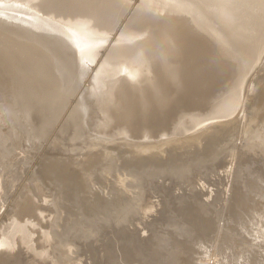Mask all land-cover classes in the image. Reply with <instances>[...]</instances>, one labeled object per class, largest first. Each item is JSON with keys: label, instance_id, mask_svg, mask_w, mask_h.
Here are the masks:
<instances>
[{"label": "rangeland", "instance_id": "374dc122", "mask_svg": "<svg viewBox=\"0 0 264 264\" xmlns=\"http://www.w3.org/2000/svg\"><path fill=\"white\" fill-rule=\"evenodd\" d=\"M138 1L139 0H132V2L130 1L131 2L130 5H132V7H133ZM253 1L256 2V0H253ZM261 1L264 2V0H261ZM255 2H252V5L249 7L251 8L252 6H254L253 4ZM259 2L260 1L256 2L255 6H256V11L260 12L264 9L263 8L261 10V8H260V7H264V4H263V2H260L262 4H260ZM6 3H9V2H6ZM258 3L261 5V6L259 5L260 7H258L260 10L257 8ZM129 7H131V6H129ZM249 7L247 6L246 12H247V14L248 13L250 14L252 12V14H250V15L248 14L251 17L252 15H255L257 12L253 11L255 7H252L251 8L252 10H250ZM259 12L257 13L258 15L257 14L256 15L258 16V18L260 15V18L262 17V19H263L264 13L261 12L263 15V16H261V14ZM121 18L123 20L120 19L119 25L115 28L116 32L113 30V32L116 34L111 32L112 33V34L110 33L111 38L109 37V39H112V38L114 39L118 35L119 30L121 29L123 22L125 20V15L122 16ZM258 18H257V20H258ZM260 18H259V21H256V22H258V24L257 25L254 24V27L257 28V30L260 29L258 34L262 38L261 35H264V25L259 24V22L262 23V22H264V20H261ZM252 19H256L255 16H253ZM250 20H251V18H250ZM254 22H255V20H254ZM7 30H6V28H3L0 26V33H1L0 34V40H1L0 41V48L1 49L5 48V49H3V51L5 50L4 52L8 53L9 58L11 56L10 61H12L13 64L16 62L18 64V61H19L18 65L20 66L21 71H20V69H19L20 72L17 70L16 71L12 70L10 72L11 74H9L10 78L8 76V78H9L8 82L9 83L7 82L8 83L7 89H3V91H0V92H3V93H0V95H2V96H0V133H1L0 134L1 135L0 136V149L4 150L6 146H7L6 148H8L10 145V142H12L11 138H13V139L15 138V141H18V143L20 142L22 144V146L20 144L17 145L14 148V150L12 151V154L10 155L9 160L5 163V165L0 166V178H1L0 179L1 180L0 181V187H2L0 189H2V190L7 189V190H3V191L0 190V196H1L0 202L2 204L0 206V239L2 237L3 238L6 237V235H7L6 238H9V239L12 238V240L14 239L13 240L14 245L13 244L11 245L12 248H10V246L7 248L5 246L3 248H2V246L0 247V254L3 252L5 253V254L3 253L4 254L3 259H0V264H264V177L261 174V173H263V175H264V138H263L264 130L262 131V126L264 129V118H263L264 115L260 116V114H263V113H261L257 109H259L258 107H259V105L261 106V104L259 103L258 99L257 100L255 99V96H254L256 88L260 87V89H261V87L264 86V77H263L264 71L259 70L260 68H262V66H264V65H262V63L264 64V48H263L264 46H261L260 49H262V50L259 49L261 52L258 51V55L252 61L253 63L251 62L250 66L247 68L249 70L252 68L250 70V73H252V74H250L249 71H247V69L242 72L240 64L237 60L232 63V67H233V75L231 78L232 81L229 80L227 83L228 84L227 86H229V84H231L233 82V78H235L234 81H236V80L238 81L241 78L240 75L243 73L242 78H245V79L241 78L242 81H241V79L239 80L240 82H238V89L241 86L243 97L245 96L244 103H246V106L248 108L246 110L244 109V111H242L240 109L241 104L237 105L233 109L234 111L232 110L233 112L232 111L230 112V115H227L224 117L225 119L223 117H219L220 118L219 119L218 117L209 116L210 115L209 114L210 113L209 108L208 109L204 108L201 110L197 109V111L194 110L196 113L194 111H192L193 114L195 113L199 117V123H197L196 126L189 125V124H185L183 126H180V125L177 126V129H179V130H182V129H187V130L185 132H183L184 134L183 133H181V134L175 133V136H177L176 138H178V135H179V137H181L183 139L184 135L186 137V135L189 136V134L195 133V131L197 132V130H198V132L203 130V132L201 133V142H202V140H204V138H203L204 136H205L206 140H204L203 143L194 142L190 145V148L188 145H183V147L181 148V146L179 144V142L181 141V138L180 139L174 138L175 137L174 133H171L169 130L167 132L166 129H164L165 134H167L168 137L170 136V138H171L170 140L168 139V137H165L166 135L164 134L163 130L161 132L157 133L160 136H158L157 134H155V135L149 134V136H150V138H149V136H147V134H146L147 133L146 131H145L146 133L143 135V132H144L143 131L141 133L142 135H137L138 138H136L135 137L136 135H130L131 133L129 131H126L128 133L125 132L126 135L128 134L127 136H125L124 133H122V134L119 133L118 130L123 128L120 126H118V127L117 126L116 127L115 126L106 127V129H108V128L109 129L106 130L104 128L105 131L102 129L104 132L101 130V128H99L100 126L97 123L101 119L97 115H99L100 112L98 113V110H97L98 108H96V107H95L96 109L93 110L94 108H92V107H94V105H95V101H94L95 99L93 98V95H92V98L90 97V95L87 96L89 93H91V91L87 90V88L91 89L92 85L90 83L92 82L91 79H93V78H91L93 76L92 74L96 71V68L100 64L102 57H104V55H105L103 53L105 51L102 50V49H105L104 46L99 48V49L97 48L99 50L98 51L99 53L97 52L98 54L96 56L99 55L100 57L98 56L99 58L98 57L95 58L97 61L95 60L94 64L93 63H91L92 65L89 64L88 59H87V61H85L86 59L84 61H81L83 63V65L85 62V65L88 64L91 68L90 69L88 65H86L84 67L82 65V67L84 69L81 67L79 68L80 70L83 69L84 71L88 69L86 71L88 75H86V77L83 78L82 76H85V74H84L85 72L84 71L82 72V74H84V75H82L81 72L79 74L77 72L79 70L78 69L79 64L81 66V63H79L77 65V62L79 61V59H78L79 56L77 57L78 52L76 53L75 50L73 52V53L77 54V55L74 54L77 58L73 54H71L72 56L70 55L69 52H71V50L73 51V49H71V48H74V46L70 47V45L72 46V44H70L68 41H67L68 42L67 44H69V46H66L67 45L66 41H65L66 37L64 35L57 33V34H59L60 38L59 37L55 38V36H57V34H53V35H55L54 40H57V42L62 43L63 39H65L63 44L65 45L64 48L66 47L65 48L66 51L69 50V52H66L67 55L69 53L68 62L66 60L65 61L62 60V58L58 57L56 53L54 54V51H52L49 47L44 45L41 41H39L37 39H35L36 40L35 41L34 38L24 37L20 34L17 35L18 37H16L17 32H16V34H14L13 33L14 31L12 32L9 30V32H8ZM244 30L248 31L246 28ZM20 36H22L24 39ZM19 37H20V39H19ZM263 38H264V36H263ZM30 40H32V43ZM260 40H261L260 43L262 42L264 44V42H263L264 39L263 40L260 39ZM22 41H23V43H26V45L23 44ZM17 43L18 44L21 43V44L18 45ZM262 43H261V45H263ZM11 44H12V47H10ZM31 44H34V45H31ZM16 46L18 47L17 49H16ZM25 47L27 50L24 49ZM29 47H30V49H29ZM32 47H33V49H32ZM68 47H70V48L67 49ZM6 48H8V49H6ZM15 49H16L18 55H17ZM35 49L37 50V52ZM74 49H76V48H74ZM100 49H101V51H100ZM25 50L29 51V52L27 53ZM8 51L9 52L12 51V52L9 53ZM13 51H14V54H13ZM24 51H25V53H24ZM46 51H47V53L48 52H52V53L47 54ZM31 53H32V55H31ZM36 53L40 54L39 59H38V55ZM30 57H31V60H29ZM35 58L37 59V61ZM47 58H49V59L47 60ZM59 58H60L61 62H60V60L58 61ZM76 59H78V61H76ZM39 60H40V62H38ZM256 60L258 61V63H254V61L256 62ZM48 61H50V62H48ZM70 61H71V64H70ZM89 62H91V61H89ZM21 63L23 64V66ZM30 63H32L33 65L31 66ZM60 63H62V64H60ZM68 63L71 66H69ZM65 64L67 67L65 66ZM41 67L43 70L41 69ZM49 67H50V69H49ZM86 67H87V69H86ZM237 67H238V69H236ZM44 68H46V69H44ZM69 69H70V71H69ZM234 69L236 71L237 70H239V71L236 72ZM40 70L42 72H40ZM37 71H39L40 74ZM90 71H91V73H90ZM62 72H64V74ZM68 73H69V75H68ZM79 76H81V79ZM245 76H247V77H245ZM42 78H45V79L41 80ZM70 78H72V79H70ZM256 78H258L259 81ZM59 79L61 80V82ZM56 80L58 81L57 83H56ZM243 80H246V82ZM70 81L73 84H71ZM21 82H22V84L20 85ZM229 82H231V83H229ZM242 82H244V83L250 82L251 85L247 84V86H246V84H244ZM38 83H39V85H38ZM25 84L27 85L28 88L26 87ZM48 84H49V86H48ZM24 85H25V87H23ZM62 86H64V87H62ZM87 86H89V87H87ZM13 87H14V89H13ZM40 87H42V88H40ZM21 88L23 89V91ZM243 88H244V90H243ZM246 88H247V91H245ZM18 89H19V91H18ZM85 89H86V91H88V92L90 91V92L89 93L86 92ZM24 90L25 91L27 90V92H24ZM225 91H226V89L223 90V92H225ZM22 92H23V94L21 95L20 93H22ZM46 92L48 93V96L46 95L47 94ZM250 92H252L251 95H250ZM4 93H5V95H8L9 97L8 96L6 97L4 95ZM9 93L11 95H9ZM12 93L14 96L12 95ZM29 93H30V95H29ZM34 94H35V97H34ZM42 94H44V95L41 96ZM23 95L24 96L26 95L28 98L30 97V100L26 96L24 97ZM252 96H254V97H252ZM14 97H15V99H14ZM19 97L21 98L22 101L20 100ZM46 97H49V98L47 99ZM53 97L54 98L56 97V98L54 99ZM2 98L4 99V101ZM252 98H253V100H252ZM5 99H6V101H5ZM23 99H25V100H23ZM247 99L248 100L250 99V100L248 102H246ZM43 100L45 101V103H44L45 105L43 104V102H44ZM89 100L93 101V103ZM254 100H255V102H254ZM9 101L10 102L13 101L12 103L14 105L11 104ZM7 102H9V104H7ZM21 102H25V103L21 104ZM251 103H252V105H251ZM253 103L256 105H253ZM26 104H29L30 107L27 106ZM247 104L251 105V106H248ZM10 105H12V106H10ZM17 105H18V107H17ZM40 105L43 106V109H42V107H40ZM51 105H54L53 108ZM45 107L47 108V110H44V109H46ZM55 107H56V109H55ZM236 107H238L239 109ZM17 108H21L23 110H26L28 108L27 111H29V112L31 109V113L29 114L30 115V117H29L30 122L29 121L28 122L30 124H33V125L35 123L36 125H34V127H32L33 125L31 126L27 121H24V119H26V118H27L26 120H28L27 114L29 112L19 110ZM254 108L256 109V111H254L255 110ZM252 109L254 112L252 111ZM16 110H19L18 113L20 115H18ZM96 110H97V112H96ZM38 111H39V113H38ZM199 111L203 114L201 115V113ZM246 111L248 114L246 113ZM24 112L27 114H25ZM197 112H199L200 115H198L199 113L197 114ZM235 112H236L237 116H235V117L232 116L235 119V124H234L233 123L234 119H232V117H230V116L235 115ZM256 112L258 113V115ZM23 113H24V115L21 116ZM42 113H44V114H42ZM92 113H94V114H92ZM251 113H254V114H252V116H251ZM25 115L27 116L26 118H25ZM57 115H60V116H57ZM56 116H57V118H56ZM96 116L100 120L98 118H96ZM99 116H101V114ZM206 116L208 118H206ZM256 116L257 117L259 116V119ZM21 117H22L21 120H23V123L26 124V126L24 124H22L21 120H19ZM246 117H250V119L246 118ZM251 117H253V118H251ZM222 118H223V120H222ZM243 118H246V119H243ZM8 119H9V121H8ZM47 119H49V120H47ZM52 119H53V121H51ZM256 119H257V122H256ZM45 120H47L48 124H46ZM230 120H232V123H233L232 125L235 127H232V125L229 123ZM6 121L9 124H7ZM217 121H219L221 125ZM253 121H254V123L252 124ZM5 122H6L7 126L5 125ZM95 122H97V123H95ZM211 122L214 124H212ZM38 123H39L41 129L39 128ZM65 123H66V125H65ZM93 123L96 124V126L98 128H96V126H95V128H92V127H94ZM205 123H207V125H209V127H206L207 125H205ZM209 123H211V124H209ZM215 123L217 126L215 125ZM227 123H229L230 126H229V124L227 125ZM245 123H247L246 124L247 127L245 126ZM15 124H17V125H15ZM42 124H43V126H42ZM243 124H244V126H243ZM45 125H47V126H45ZM91 125H93V126H91ZM197 125H199V126H197ZM211 125L212 126L215 125V126L212 128ZM226 125H227V127L228 126L229 127L224 128V126H226ZM241 125L243 126V128ZM248 125H250V126H248ZM61 126L62 127L64 126L65 129L62 128ZM191 126H193L192 128H194V129H192ZM202 126H204V128ZM4 127H6V128H4ZM8 127H10L9 128L10 131L8 130ZM31 127L33 128L32 130H30ZM102 127H103V125H102ZM196 127H198V128H196ZM218 127L221 130H219ZM244 127H246V129ZM27 128L28 129L30 128V129L27 130ZM34 128L36 130H34ZM53 128H55V130H53ZM222 128H224L225 130L227 129L226 130L227 133L226 132L223 133L225 130L222 132V130H223ZM6 129L8 131H6ZM60 129H62L64 132H68V133H63V131L61 133ZM93 129H94L95 133L93 132ZM97 129L98 130L100 129L102 131V134H101V131L97 132L96 131ZM215 129H216V131L218 130L217 134H216ZM228 129H229V131H228ZM232 129L234 131L231 132L232 134H230V131ZM243 129H245V131ZM23 130H24V133H23ZM42 130H44V131H42ZM39 131L41 133L42 132L43 133L41 134ZM57 131H59L60 133ZM78 131H79V133H78ZM261 131H262V134H261ZM32 132H34V134ZM52 132L54 135L51 134V136H50L51 138H50L49 135ZM105 132H109V133L112 132L114 134L111 133L108 135V133H105ZM209 132H211V134ZM221 132H222V134H221ZM6 133H7V135H5ZM256 133H258V134H256ZM35 134L38 135L37 136L38 139L35 136ZM43 134L44 135L48 134L46 137L44 136L46 138V140H44L45 138L43 137ZM67 134H69V135H67ZM76 134H78V135H76ZM161 134L164 135L165 138L163 136H161ZM170 134L171 135L173 134V135L171 136ZM207 134H209V135H207ZM223 134H224L223 137H225V138L222 137ZM225 134H228V135H225ZM30 135H32V136L34 135V137H31ZM62 135H63V137H62ZM66 135H67V137H66ZM95 135H97L98 137L96 136V138H95ZM102 135H105V136H102ZM106 135H107V137L109 136L111 138V140H110V138H105ZM112 135L114 136V138L117 135V137L119 139L118 138L113 139ZM145 135L147 136L146 139L148 138L147 140L142 138L143 136L145 137ZM212 135H215V137L216 136L217 137L215 138ZM259 135H260V137H258ZM70 136L72 138L74 136V138L72 139ZM133 136H134V138H133ZM151 136H153L152 138L155 141L157 140L158 143H157V141L154 142V140L151 138ZM155 136L160 137V139H156L158 137L155 138ZM207 136H209L208 137L209 139L207 138ZM230 136H232V138ZM65 137L67 138L68 141L66 140ZM77 137L78 138L80 137V139L78 140ZM82 137H84V138H82ZM90 137L92 139L89 141L88 139H90ZM93 137L95 138L96 141L93 140ZM161 137H163V138H161ZM7 138H8V140H6ZM39 138H41V139H39ZM59 138H60V140H62V142L59 140ZM75 138L77 141L75 140ZM81 138L83 141L81 140ZM86 138H87V140H86ZM141 138L144 141H142V140L140 141ZM172 138H174V139H172ZM211 138H213V139H211ZM48 139H50V140H48ZM216 139H218V141ZM36 140H37V142H36ZM73 140H75V141H73ZM129 140H130V142L133 140L134 141L129 143ZM148 140H150V141H148ZM159 140H161V141L164 140V143L160 141L161 142V144H160ZM165 140H167L168 142ZM257 140L261 141V142L258 141L260 145L263 141V143H262L263 145H261V147L257 143ZM40 141H41L42 146L40 145ZM45 141H48V142H45ZM50 141H53V142L51 143ZM87 141H89V143ZM92 141H94V143ZM125 141H126L127 145H126ZM135 141H137L138 143ZM5 142H6V145L4 144ZM57 142H58L59 146L52 145L53 143L57 145ZM60 142L65 143V144L63 145ZM97 142H99V143H97ZM134 142H135V144L138 145L137 148H135L136 145L133 144ZM143 142L144 143H148V142L150 143L151 142V144L155 143L156 145L158 144V145H162V146H164L166 143H168L170 145L172 143L171 147L168 144H167L168 146L165 145L163 147L164 149L166 148L167 150H171V151H167L169 154L167 152H165L168 155H165V153H163V154L159 153V152L156 153V154H161V155H163L162 156L163 158H166V159H162V157H160L161 155H159V156L155 155V153L153 152V150H155V149L157 150V148L153 149L155 144H154V146H150V147L146 146V149L150 148V150L148 152V151H144L143 148H145V147H140ZM49 143L51 145H49ZM82 143H84V144H82ZM92 143H93V145H92ZM95 143H96V145H95ZM255 143L257 144V147H254V145H256ZM174 144H176V145H174ZM193 144H194V146H193ZM251 144H253L252 148H251V146H252ZM47 145H48V148H47ZM69 145L73 149L75 148L76 150L75 149L72 150V148ZM85 145H86V147H85ZM128 145H130V146H128ZM40 146H41L42 151L40 149ZM64 146H65V148H64ZM79 146L82 148H80ZM176 146H178V147H176ZM262 146H263V148H262ZM51 147H53V149ZM98 147H100L99 150H98ZM184 147H186V149ZM193 147L194 148L196 147L197 149L195 148V151H194ZM24 148H26V151ZM89 148L92 150H89ZM128 148L130 150H128ZM131 148H132V150H131ZM177 148L178 149L180 148V149L178 150ZM202 148H203V150H202ZM207 148L210 149V152ZM257 148H260V150L259 149L257 150L258 152L256 151ZM17 149L20 151H18ZM36 149H38V150L40 149L39 152ZM48 149L51 151V153H50V151H48ZM181 149L183 151H181ZM198 149L202 153L201 152L199 153ZM251 149L253 151L255 149L256 152L251 151ZM96 150H98V151H96ZM100 150H102V151L104 150L103 152H105V153L109 152L112 156L114 155L113 159L108 160L111 157H107V155H106L107 153L102 154L101 153L102 151H100ZM137 150H138V152L136 153ZM173 150H175L174 151L175 154L173 153ZM205 150H206V152H205ZM261 150H263V151H261ZM22 151L26 154H23ZM67 151H69V152L67 153ZM70 151L72 153L74 151L78 152V153H73V155H72ZM132 151H133V153H132ZM178 151H181L182 153L184 152L186 154L189 153V154L186 155L183 153V155H181L182 153L178 152ZM212 151H213V153H212ZM46 152H47V154H46ZM82 152H84L85 154ZM86 152H87V154H86ZM90 152H92V154ZM97 152H98V154H97ZM59 153H60V155H59ZM69 153H70V155H69ZM99 153L102 154V155L100 154L102 160L99 159V157H100ZM134 153H136V155H138V156H135ZM150 153H152L153 157L148 156V158H147L148 154L151 155ZM17 154H18V156L16 157ZM52 154H55V155L57 154V156L52 155ZM65 154H68V155L65 156ZM177 154H179L180 157H178ZM191 154H192V156H191ZM194 154L196 156V159L193 156ZM87 155H88V157H87ZM144 155H146V156H144ZM251 155H252V157H251ZM74 156H76V157H74ZM89 156H91V158ZM133 156H134V159H133ZM166 156H168V157H166ZM169 156H171V157H169ZM183 156H184V158H183ZM13 157H14V160H13ZM18 157H20V158H18ZM33 157H34V159H33ZM40 157L41 158L44 157V158L41 159ZM71 157L73 159H71ZM103 157L104 158L107 157V158H105V159H107V160H105L106 165L111 163L113 165V167H115L117 169V167H119L121 164V166H120L121 168L119 167L117 170H114L115 172H111L112 175L108 176V178H107L108 181H103L100 178H96V181H95L96 185H91V184L83 181L85 183V185L87 184L88 186H84L83 183H82L83 186H80L81 184L79 182L78 176H80V177L83 176V178H85V176H84L85 174L82 175L83 170L82 169L80 170V168L82 167L84 169V167L87 165L88 166V167L86 166L87 169L90 167H93V166H94L93 168L99 169V166L100 165L102 166L105 163ZM137 157H139V159H137ZM173 157L174 158L176 157L175 160ZM189 157L191 158V162L189 160L190 159ZM204 157L206 158V160ZM31 158H32V160H31ZM64 158L66 159V161ZM88 158L92 159L93 161L89 159L90 162H87ZM152 158H153V160L151 161ZM155 158H156V160H155ZM192 158L195 159L194 162L192 161ZM85 159H86V161H85ZM145 159H146V161H144ZM159 159L160 160L162 159L161 164H163V166L160 164V161H159L160 165L156 163V162H158L157 160H159ZM201 159L205 163L202 162ZM210 159H212V160H210ZM261 159H263V160H261ZM30 160L34 163H31ZM95 160H98L99 162L102 161V162H101V164L97 161H96L97 163H94ZM112 160H113V162H112ZM138 160L141 161V163ZM163 160H164V162H162ZM165 160L168 161V162L166 161L167 163H169V162H170V164L174 163V165L173 166L171 165V167H170V164L169 165L166 164V166H165V163H166ZM16 161H17V165H16ZM25 161H27L28 163L27 162L25 163ZM40 161H44V163L40 162ZM114 161L116 164H118V166L114 163ZM130 161H132L131 163L134 165L129 163ZM147 161L150 162V163H148V165H151V167L150 166L148 167ZM188 161L190 162L191 165H189ZM19 162H21V163H19ZM68 162L70 163V166H69ZM120 162H122V163H120ZM182 162L183 163L185 162L184 164H185L186 168L184 167ZM186 162H188V163H186ZM39 163L41 165H39ZM98 163H99V165H98ZM77 164H79L80 167H79V165L77 167ZM179 164L181 165V168L183 167L182 169L180 168ZM187 164H188V166H187ZM73 165L75 166V168ZM122 165L124 166V168H122L123 167ZM142 165L143 166L145 165V166L142 167ZM153 165L156 166L157 169L153 168L154 167ZM175 165L177 166L178 169L176 168ZM24 166H26V167H24ZM131 166H133V168ZM158 166L159 167L161 166L160 168L164 169V171L159 169ZM167 166H169L173 170L169 169V167L167 169ZM126 167H127V169H126ZM129 167H131V168H129ZM128 168H129V170H128ZM149 168L153 169L152 172L154 171V173H152L151 169H149ZM22 169H24V170H22ZM77 169H78V171L81 172V174H79L80 172H78ZM145 169H146V171H145ZM253 170H256V171H253ZM159 171L163 172V173L160 174ZM21 172H23V173L21 174ZM74 172H75V174H74ZM142 172H144V175ZM145 172L147 174H145ZM149 172H151L153 175ZM169 172H171V173H169ZM178 172L179 173L181 172V173L179 174ZM66 173L69 175L67 176ZM84 173H85V171H84ZM157 173H159V174L157 175ZM177 173H178V175H177ZM76 174H77V176H76ZM138 174L140 177L138 176ZM169 174H172V176ZM21 175H22V177H20ZM131 175L133 177H135V179ZM160 175H161V177H160ZM173 176L175 177V179ZM5 177H8V178L6 179ZM18 177H19V179H17ZM68 177L70 178V181H68V179H69ZM122 177H123V179H122ZM115 178H116V180H115ZM124 178L127 179V181ZM71 179L75 180L74 182L75 183L77 182L79 185H77V183L75 184ZM128 179H129V181H128ZM118 180H119V182L117 184ZM11 181H12V183H11ZM130 181H132L134 183H132ZM171 181H174V182H171ZM137 182H138V184H137ZM4 184L6 185V187ZM72 184L74 187L77 188L78 191L76 190V188L71 186ZM32 185H34L35 188L32 187ZM25 186L27 188H24ZM78 186H80L82 189L84 187L85 188L82 190ZM90 186L93 188H91ZM39 187H41V189H38V191H41L40 193L43 192V195L39 194L38 191L35 192L36 191L35 189L39 188ZM86 187H87V189H86ZM23 188H24V190H23ZM29 188L31 190H29ZM122 190L125 192L124 194L121 193V192H123ZM234 190H235V192H234ZM84 191H86V192L84 193ZM30 192H32V193H30ZM79 193H81V194H79ZM102 193H104V194H102ZM99 195H101V196H99ZM117 195H118V198H117ZM43 196H44V198H43ZM136 196H138V197H136ZM25 197L27 198V201H26ZM123 198L125 200H123ZM136 199H138L139 201ZM125 201L127 203H125ZM20 203H21V205H20ZM32 205H35V206H32ZM111 206H113V207H111ZM32 207H35V208H32ZM37 210L39 211V213ZM103 210H104V212H103ZM130 210H131V212H130ZM28 211H30L31 214H28ZM132 211H134V212H132ZM25 212H27L28 215ZM97 212H99V213L97 214ZM128 213H132V214H128ZM14 218H15V220H13ZM55 220H57V221H55ZM14 221H16L17 224H20L21 226L24 224L22 226L24 229L22 228L21 231L17 230L15 232H12L13 225H16V222H14ZM63 221H64V223H63ZM65 221H66V223H65ZM11 222H13L12 226H11ZM20 222H22L23 224ZM84 225H86V226H84ZM8 229H10V230L8 231ZM52 230L53 231L55 230V231L53 232ZM74 230L76 232H74ZM85 230H87V231L90 230V231L88 233ZM6 232H8V233H6ZM1 233H6V234L4 235ZM10 233H11V236L9 235ZM15 233H16V235H15ZM12 234H14V235H12ZM73 234H75V235H73ZM76 234H77V236H76ZM8 236H10L11 238ZM75 236H76V238H75ZM100 236H101V238H100ZM22 237H23V239H22ZM66 237H69L70 239H68ZM79 237H81V238H79ZM65 239L66 240L68 239L67 240L68 242L71 241L70 242L71 244L68 243ZM74 239H75V241L77 240V242H75ZM81 239H82V241H81ZM87 239H90V240L88 241ZM51 241H53V242L48 244ZM59 241H60V243H59ZM80 241H81V243H79ZM85 241L89 245H87ZM54 242L59 243L61 246L59 244L54 243ZM62 242H63V244H62ZM65 242L68 243V246H66L67 243H65ZM83 242H85V243H83ZM72 243H73V245H72ZM81 244H83V245H81ZM51 245H53V247L57 246L58 248L54 247L55 248L54 249L53 247H51ZM78 245H79V248H78ZM48 246H50V247H48ZM83 247H86V248H83ZM6 249H8V250H6ZM205 252H207V253H205ZM50 253H51V255H50ZM62 256H63V258H62Z\"/></svg>", "mask_w": 264, "mask_h": 264}, {"label": "bare ground", "instance_id": "6f19581e", "mask_svg": "<svg viewBox=\"0 0 264 264\" xmlns=\"http://www.w3.org/2000/svg\"><path fill=\"white\" fill-rule=\"evenodd\" d=\"M132 2V0H0V26L3 27V28H6V30L9 32L10 31H14L13 33L16 34V37H18L17 35H22L24 37H31V38H34L41 41L44 45H46L47 47H49L52 51H54V54L56 53L58 57H61L62 60H66L68 62L69 60V53L70 55L71 54H76L77 52V57L79 59H76L77 62V65L79 63H81V66L79 64L78 66V69L81 67L83 68L84 66L88 65L86 64L85 65V62H84V65L81 61H87L88 59V63L91 64L95 62V58H97L98 56H96L99 52V48L101 47H105V49H102L103 52L105 55L104 57H102V60L100 62V64L98 65V67L96 68V71L91 75L93 79H91V89L87 88L89 86H87V90H90L91 93H89L88 91H85L88 92L89 94L87 96L90 95V97L92 98V95H93V99L95 101V105L93 110H95L96 108H98V113L100 112L101 116L97 115L96 118H98L97 123L101 128V130L103 129L105 131L106 127H109V126H120V127H123L121 128L119 131V133H124L126 131H129L131 134L130 135H136L135 137H137V135H142L141 133L143 132V135L146 133L147 136L150 135H155L157 134L158 132H161L163 130L164 134H165V131L164 129L168 130L171 132V133H174V136H175V133H183L185 132L187 129H182V130H179L177 129V126H183L185 124H189V125H194L196 126L197 123H199V117L195 114L196 112L194 110L197 111V109L201 110V109H204V108H209L210 109V115L211 117H225L227 115H230V112L235 108V106L237 105H240V109L242 111H244V109L246 110L248 107L246 106V103H244V100H245V96L243 97V94H242V89H241V86L239 87L238 89V82H240L239 80L242 78V72L244 70H246L251 62L253 61V59H255V57L258 55V51L262 50L260 49L261 46H264L261 45L260 43V39H264L263 36L264 35H261L262 38L259 36L258 32L260 31L257 30V28L254 27V24H258V22L256 21H259V18H260V15H259V18H258V12L259 11H256V6H255V3L260 1V2H263L261 0H256L253 1V0H139L133 7L132 5H130V3ZM6 2H9V3H6ZM252 2H255L252 6V7H255L253 11L257 12L255 15H252L251 17L249 16L250 14H252V12L248 15L247 14V6H251L252 5ZM259 2V3H260ZM257 4V8L260 7L262 3L260 4ZM264 4V2H263ZM260 5V6H259ZM131 6V7H129ZM251 7V8H252ZM130 8V9H129ZM250 8V7H249ZM250 8V10H252ZM261 10L264 8V7H260ZM259 9V8H258ZM257 9V10H258ZM260 10V9H259ZM264 9L262 11H260L259 13L262 15ZM262 12V13H261ZM125 15V20L123 22V25L121 27V29L119 30V33L118 35L113 39H109L110 37V33L113 32V30L115 31V28L119 25V21L120 19H122L121 17ZM255 16L256 19H252V17ZM257 16V17H256ZM251 20H250V18ZM258 18V20H257ZM261 20H264V16H263V19L262 17L260 18ZM123 20V19H122ZM255 20V22H254ZM260 20V21H261ZM262 22V21H261ZM259 24H263L264 25V22L260 23ZM247 29L248 31H245L244 29ZM118 29V28H117ZM263 29V28H262ZM116 32V31H115ZM57 33H60L62 35H64L66 37V40L63 39V42H57V40H54V36L53 34H57ZM114 33V32H113ZM1 34V33H0ZM112 34V33H111ZM116 34V33H114ZM113 34V35H114ZM51 35V36H50ZM20 36V37H22ZM19 37V39H20ZM59 37V34H57V36H55V38H58ZM113 37V36H112ZM23 38V37H22ZM60 38V37H59ZM111 38V37H110ZM7 39V38H6ZM24 39V38H23ZM10 40V39H9ZM29 40V39H28ZM60 40V39H59ZM64 40L66 41V44L69 42L70 44H72V46L70 45V47H73L76 48H71L73 49V51L71 50V52H69V50L66 51V47L64 48ZM109 40V41H108ZM1 41V40H0ZM24 41V40H23ZM22 41V43H23ZM31 43H32V40H30ZM36 41V40H35ZM68 41V42H67ZM20 42V41H19ZM264 42V41H263ZM12 43V42H11ZM35 43V42H34ZM37 43V42H36ZM15 44V43H14ZM18 44V43H17ZM21 44V43H19ZM18 44V45H19ZM26 45V43H23ZM22 44V45H23ZM39 44V43H38ZM4 45V44H3ZM9 45V44H8ZM24 45V46H25ZM31 45H34V44H31ZM41 45V44H40ZM43 45V46H44ZM66 46H69V44H67ZM10 47H12V44L10 45ZM14 47V46H13ZM70 47H68L67 49H69ZM9 48V47H8ZM6 48V49H8ZM18 47L16 46V49ZM23 48V47H22ZM28 48V47H27ZM98 48V49H97ZM264 48V47H263ZM5 49V48H3ZM3 49L0 48V91H3V89H7L8 87V79L10 78L9 74H11L10 72L12 70L14 71H19L20 69V66L18 65L19 64V61H18V64L17 62L16 63H12V61H10L11 59V56L10 58L8 57V53L4 52ZM15 49V51H16ZM26 49V47L24 48ZM30 49V47H29ZM33 49V47H32ZM260 49V50H259ZM10 50V49H9ZM22 50V49H21ZM27 50V49H26ZM25 50V51H26ZM36 50V49H35ZM74 50L76 51V53H73ZM7 51V50H6ZM24 51V53H25ZM34 51V50H33ZM101 51V49H100ZM9 52V51H8ZM12 52V51H11ZM9 52V53H11ZM22 52V51H21ZM27 53L29 51H26ZM37 52V50H36ZM66 52H69L68 55ZM98 52V53H97ZM261 52V51H260ZM17 53V51H16ZM26 53V54H27ZM43 53V52H42ZM47 53V51H46ZM48 53H52V52H48ZM47 53V54H48ZM101 53V52H100ZM13 54H14V51H13ZM25 54V55H26ZM30 54V53H29ZM34 54V53H33ZM37 54V53H36ZM46 54V55H47ZM18 55V53H17ZM21 55V54H20ZM28 55V54H27ZM26 55V56H27ZM32 55V53H31ZM38 55V59H39V55L40 54H37ZM43 55V54H42ZM24 56V55H23ZM44 56V55H43ZM50 56V55H49ZM48 56V57H49ZM72 56V55H71ZM75 56V55H74ZM13 57V56H12ZM76 57V56H75ZM76 57V58H77ZM100 57V56H99ZM98 57V58H99ZM16 58V57H15ZM44 58V57H43ZM261 58V57H260ZM259 58V59H260ZM26 59V58H25ZM24 59V60H25ZM28 59V58H27ZM36 59V58H35ZM49 58H47L48 60ZM51 59V58H50ZM53 59V58H52ZM257 59V58H256ZM258 59V60H259ZM13 60V59H12ZM16 60V59H15ZM31 60V57L30 59ZM41 60V59H40ZM40 60L38 62H40ZM60 60V58L58 59V61ZM99 60V61H100ZM238 61L239 64H240V67H241V70H242V74L240 75V79L237 81H234L235 78H233V82H229L231 84H229V86H227L228 84V81H232L231 78H232V75H233V67H232V63L234 61ZM14 61V60H13ZM34 61V60H33ZM37 61V59H36ZM54 61V60H53ZM91 61V62H89ZM97 61V60H96ZM24 62V61H23ZM22 62V63H23ZM50 62V61H48ZM61 62V60H60ZM66 62V63H67ZM21 63V64H22ZM29 63V62H28ZM253 63V62H252ZM254 63H258V61L256 60V62L254 61ZM20 64V65H21ZM31 66L33 65L32 63H30ZM43 64V63H42ZM50 64V63H49ZM62 64V63H60ZM69 64V63H68ZM70 64H71V61H70ZM69 64V66H71ZM237 64V63H236ZM35 65V64H34ZM75 65V64H74ZM73 65V66H74ZM83 65V67H82ZM92 65V64H91ZM254 65V64H253ZM252 65V66H253ZM262 65H264L262 63ZM23 66V64H22ZM40 66V65H39ZM48 66V65H47ZM54 66V65H53ZM61 66V65H60ZM59 66V67H60ZM63 66V65H62ZM66 66V64H65ZM89 66V65H88ZM87 66V67H88ZM95 66V65H94ZM235 66V65H234ZM25 67V66H24ZM45 67V66H44ZM67 67V66H66ZM86 67V69H87ZM236 67V66H235ZM234 67V68H235ZM261 67V66H260ZM264 67V66H263ZM33 68V67H32ZM31 68V69H32ZM48 68V67H47ZM56 68V67H55ZM62 68V67H61ZM72 68V67H71ZM70 68V69H71ZM90 68V66H89ZM251 68V67H250ZM26 69V68H25ZM35 69V68H34ZM42 69V67H41ZM46 69V68H44ZM50 69V67H49ZM69 69V71H70ZM84 69V68H83ZM83 69H79L77 72L78 74L81 72L84 71ZM91 69V68H90ZM238 69V67L236 68ZM252 69V68H251ZM250 69V70H251ZM43 70V69H42ZM62 70V69H61ZM68 70V69H67ZM88 70V69H87ZM87 70H85L84 74L85 76H82L84 74H82L81 76L84 78L86 77L87 74ZM235 70V69H234ZM250 70L247 69V71H249L250 73ZM21 71V69H20ZM19 71V72H20ZM36 71V70H35ZM47 71V70H46ZM58 71V70H57ZM60 71V70H59ZM94 71V70H93ZM236 71V70H235ZM234 71V72H235ZM239 71V70H237ZM236 71V72H237ZM24 72V71H23ZM39 74L40 72H42L40 70L37 71ZM68 72V71H67ZM253 72V71H252ZM37 73V74H38ZM50 73V72H49ZM64 74V72H62ZM91 73V71H90ZM245 73V72H244ZM13 74V73H12ZM15 74V73H14ZM20 74V73H19ZM24 74V73H23ZM36 74V75H37ZM246 74V73H245ZM252 74V73H250ZM25 75V74H24ZM33 75V74H32ZM46 75V74H45ZM67 75V74H66ZM69 75V73H68ZM90 75V74H89ZM235 75V74H234ZM247 75V74H246ZM9 76V78H8ZM34 76V75H33ZM52 76V75H51ZM81 76L80 79H81ZM236 76V75H235ZM248 76V75H247ZM245 76V77H247ZM252 76V75H251ZM26 77V76H25ZM37 77V76H36ZM42 77V76H41ZM45 77V76H44ZM264 77V76H263ZM15 78V77H14ZM69 78V77H68ZM12 79V78H11ZM45 78H42L41 80H43ZM63 79V78H62ZM72 79V78H70ZM242 79H245V78H242ZM241 79V81H242ZM247 79V78H246ZM250 79V78H249ZM258 80V78H256ZM7 80V81H6ZM14 80V79H13ZM33 80V79H32ZM31 80V81H32ZM36 80V79H35ZM60 80V79H59ZM66 80V79H65ZM90 80V79H89ZM40 81V80H39ZM75 81V80H74ZM82 81V80H81ZM246 82V80H243ZM259 81V80H258ZM8 82V83H7ZM23 82V81H22ZM22 82L20 83V85L22 84ZM45 82V81H44ZM58 81L56 80V83ZM61 82V80H60ZM59 82V83H60ZM71 82V81H70ZM69 83V82H68ZM244 83V82H242ZM37 84V83H36ZM63 84V83H62ZM61 84V85H62ZM71 84H73L71 82ZM241 84V83H240ZM239 84V85H240ZM246 84H250L249 83H244ZM26 85V84H25ZM25 85L23 87H25ZM39 85V83H38ZM53 85V84H52ZM89 85V84H88ZM242 85V84H241ZM47 86V85H46ZM49 86V84H48ZM47 86V87H48ZM245 86V85H244ZM243 86V87H244ZM18 87V86H17ZM21 87V86H20ZM27 87V85H26ZM34 87V86H33ZM39 87V86H38ZM45 87V86H44ZM64 87V86H62ZM228 87V88H227ZM251 87V86H250ZM16 88V87H15ZM28 88V87H27ZM42 88V87H40ZM39 88V89H40ZM55 88V87H54ZM76 88V87H75ZM11 89V88H10ZM14 89V87H13ZM22 89V88H21ZM32 89V88H31ZM44 89V88H43ZM63 89V88H62ZM226 89L225 92H223V90ZM250 89V88H249ZM248 89V90H249ZM253 89V88H252ZM45 90V89H44ZM48 90V89H47ZM244 90V88H243ZM16 91V90H15ZM19 91V89H18ZM17 91V92H18ZM23 91V89H22ZM36 91V90H35ZM38 91V90H37ZM247 91V88L246 90ZM254 91V90H253ZM12 92V91H11ZM24 92H27V90ZM43 92V91H42ZM45 92V91H44ZM0 93H3V92H0ZM8 93V92H7ZM47 93V92H46ZM252 92H250V95H251ZM254 93V92H253ZM21 95L23 94L20 93ZM5 95V93H4ZM9 95H11L9 93ZM13 95V93H12ZM16 95V94H15ZM19 95V94H18ZM17 95V96H18ZM28 95V94H27ZM30 95V93H29ZM44 94H42L41 96H43ZM48 96V93L46 94ZM45 95V96H46ZM51 95V94H50ZM2 96V95H0ZM6 97L8 95H5ZM14 96V95H13ZM12 96V97H13ZM16 96V97H17ZM24 96V95H23ZM22 96V97H23ZM26 96V95H25ZM24 96V97H25ZM52 96V95H51ZM86 96V97H87ZM255 99L259 101V103L261 104V106L259 105V110L261 113L263 114H260L261 115H264V86L258 88H256V91H255ZM252 96V97H254ZM5 97V98H6ZM9 97V96H8ZM11 97V98H12ZM23 97V98H24ZM27 97V96H26ZM34 97H35V94H34ZM40 97V96H39ZM57 97V96H56ZM55 97V98H56ZM63 97V96H62ZM18 98V97H17ZM20 98V97H19ZM28 98V97H27ZM26 98V99H27ZM43 98V97H42ZM47 99L49 97H46ZM54 98V97H53ZM52 98V99H53ZM54 98V99H55ZM60 98V97H59ZM3 99V98H2ZM7 99V98H6ZM5 99V101H6ZM15 99V97H14ZM13 99V100H14ZM30 100V97L28 98ZM46 99V100H47ZM68 99V98H67ZM8 100V99H7ZM11 100V99H10ZM17 100V99H16ZM21 100V98H20ZM25 100V99H23ZM40 100V99H39ZM50 100V99H49ZM57 100V99H56ZM250 100V99H249ZM248 99L246 100V102L249 101ZM253 100V98H252ZM4 101V99H3ZM22 101V100H21ZM44 101V100H43ZM48 101V100H47ZM53 101V100H52ZM64 101V100H63ZM91 101V100H89ZM10 102V101H9ZM9 102H7V104H9ZM13 102V101H12ZM12 102H10L11 104H13ZM19 102V101H18ZM28 102V101H27ZM26 102V103H27ZM93 103V101H91ZM255 102V100H254ZM6 103V102H5ZM20 103V102H19ZM25 102H21V104H23ZM39 103V102H38ZM45 103V101L43 102V104ZM17 104V103H16ZM30 104V103H29ZM29 104H26L27 106H29ZM41 104V103H40ZM42 104V105H43ZM49 104V103H48ZM53 104V103H52ZM90 104V103H89ZM14 105V104H13ZM40 105V107H42L43 109V106ZM45 105V104H44ZM248 105V104H247ZM252 105V103H251ZM251 105H248V106H251ZM253 105H256L253 103ZM3 106V105H2ZM12 106V105H10ZM16 106V105H15ZM32 106V105H31ZM39 106V105H38ZM52 108L54 105H51ZM50 106V107H51ZM65 106V105H64ZM18 107V105H17ZM30 107V106H29ZM87 107V106H86ZM96 107V108H95ZM254 107V106H253ZM14 108V107H13ZM23 108V107H22ZM46 108V107H45ZM238 108V107H236ZM256 108V107H255ZM254 108V109H255ZM263 108V109H262ZM19 110H23L21 108H17ZM25 109V108H24ZM28 109V108H27ZM26 110H23V111H26V112H29ZM30 109V108H29ZM33 109V108H32ZM39 109V108H38ZM56 109V107H55ZM90 109V108H89ZM239 109V108H238ZM237 109V110H238ZM15 110V109H14ZM19 110H16L17 113L19 112ZM44 110H47L44 109ZM49 110V109H48ZM96 110V112H97ZM22 111V112H23ZM70 111V110H69ZM190 111V112H189ZM192 111H194L195 113L193 114ZM205 111V110H204ZM234 111V110H233ZM232 111V112H233ZM253 111V109H252ZM256 111V109L254 110ZM253 111V112H254ZM42 112V111H41ZM45 112V111H44ZM49 112V111H48ZM51 112V111H50ZM200 112V111H199ZM197 112V114L199 113ZM238 112V111H237ZM258 112V111H257ZM256 112V113H257ZM3 113V112H2ZM1 113V114H2ZM25 113V112H24ZM24 113L21 115L23 116ZM31 113V109H30V112L27 114L28 116V120H26L27 116L25 115V118L24 121H29V117H30V114ZM39 113V111H38ZM47 113V112H46ZM201 113V112H200ZM200 113L198 115H200ZM247 113V111H246ZM44 114V113H42ZM61 114V113H60ZM94 114V113H92ZM203 113H201L202 115ZM208 114V113H207ZM206 114V115H207ZM238 114V113H237ZM243 114V113H242ZM245 114V113H244ZM248 114V113H247ZM250 114V113H249ZM252 114L254 113H251V116ZM18 115H20L18 113ZM96 115V114H95ZM246 115V114H245ZM258 115V113H257ZM57 116H60V115H57ZM56 116V118H57ZM204 116V115H203ZM202 116V117H203ZM235 117L237 116L236 115V112H235V115H231L230 117ZM232 117V119H234ZM255 117V116H254ZM257 117V116H256ZM206 118H208L206 116ZM222 118V120H223ZM228 118V117H227ZM237 118V117H236ZM242 118V117H241ZM246 118H249L250 117H246ZM246 118H243V119H246ZM253 118V117H251ZM259 119V116L257 117ZM264 118V116H263ZM22 117L19 119L21 120ZM31 119V118H30ZM86 119V118H85ZM205 119V118H204ZM212 119V118H211ZM220 119V118H219ZM218 119V120H219ZM225 119V118H224ZM230 119V118H229ZM49 120V119H47ZM47 120L46 121V124L47 123ZM58 120V119H57ZM210 120V119H209ZM208 120V121H209ZM227 120V119H226ZM237 120V119H236ZM248 120V119H247ZM254 120V119H253ZM9 121V119H8ZM22 121V124L23 123V120ZM53 121V119L51 120ZM87 121V120H86ZM95 121V120H94ZM201 121V120H200ZM238 121V120H237ZM246 121V120H245ZM7 122V121H6ZM6 122H5V125H6ZM28 122V123H29ZM59 122V121H58ZM102 122V123H101ZM219 122V121H217ZM216 122V123H217ZM243 122V121H242ZM247 122V121H246ZM256 122H257V119H256ZM26 123V122H25ZM42 123V122H41ZM86 123V122H85ZM212 123V122H211ZM209 123V124H211ZM215 123V125H216ZM229 123L232 125L233 123L235 124V119L232 123V120L229 121ZM227 123V125L229 124ZM244 123V122H243ZM248 123V122H247ZM247 123H245V126L247 127ZM254 123V121L252 122V124ZM7 124H9L7 122ZM30 124V123H29ZM203 124V123H202ZM214 124V123H212ZM220 124V122H219ZM218 124V125H219ZM229 124V126H230ZM238 124V123H237ZM249 124V123H248ZM2 125V124H1ZM4 125V126H5ZM14 125V124H13ZM17 125V124H15ZM19 125V124H18ZM26 126V124H24ZM23 125V126H24ZM31 126L33 124H30ZM34 125H36L34 123ZM34 125L32 127H34ZM39 125V123H38ZM37 125V126H38ZM61 125V124H60ZM66 125V123H65ZM94 127L92 128H95L96 124H94ZM91 125V126H93ZM103 125V127H102ZM205 125H207V123H205ZM204 125V126H205ZM214 125V126H215ZM221 125V124H220ZM224 126L225 127H227ZM7 126V125H6ZM10 126V125H9ZM28 126V125H27ZM43 126V124H42ZM47 126V125H45ZM105 126V127H104ZM199 126V125H197ZM204 126H202L204 128ZM214 126L211 125V127L213 128ZM217 126V125H216ZM228 126V127H229ZM242 126V125H241ZM244 126V124H243ZM242 126V128H243ZM250 126V125H248ZM31 127L30 130H32L33 128ZM51 127V126H50ZM62 127V126H61ZM69 127V126H68ZM114 127V128H115ZM119 127V128H120ZM193 126H191L192 128ZM206 127H209V125H207ZM222 127V126H221ZM227 127V128H228ZM232 127H235L232 125ZM240 127V126H239ZM246 127H244L246 129ZM6 128V127H4ZM3 128V129H4ZM10 127H8V130L10 131L9 129ZM25 128V127H24ZM37 128V127H36ZM39 128H40V125H39ZM38 128V129H39ZM48 128V127H47ZM46 128V129H47ZM64 128V126L62 127ZM67 128V127H66ZM70 128V127H69ZM96 128H98L96 126ZM105 128V129H104ZM198 128V127H196ZM219 128V127H218ZM224 128H222V132L225 130ZM231 128V127H230ZM229 128V129H230ZM251 128V127H250ZM27 128V130H29ZM37 129V130H38ZM41 129V128H40ZM65 129V128H64ZM77 129V128H76ZM89 129V128H88ZM109 129V128H108ZM106 129V130H108ZM113 129V128H112ZM117 129V128H116ZM194 129V128H192ZM201 129V128H200ZM207 129V128H206ZM228 129V131H229ZM238 129V128H237ZM245 129H243L245 131ZM249 129V128H248ZM2 130V129H1ZM6 129V131H8ZM34 130H36L34 128ZM45 130V129H44ZM42 130V131H44ZM51 130V129H50ZM49 130V131H50ZM53 130H55V128H53ZM58 130V129H57ZM61 130V131H60ZM59 131L62 133V129H60ZM100 129L96 130L97 132L98 131H101ZM102 130V131H103ZM197 130V129H196ZM205 130V129H204ZM219 130H221L219 128ZM227 130V129H226ZM224 131L223 133H227V131ZM239 130V129H238ZM251 130V129H250ZM263 126H262V131H263ZM41 131V130H40ZM39 131V132H40ZM48 131V130H47ZM57 131V132H59ZM102 131H101V134H102ZM103 131V132H104ZM115 131V130H114ZM146 131V132H145ZM191 131V130H190ZM189 131V132H190ZM195 131V130H194ZM214 131V130H213ZM216 131V129H215ZM218 131V130H217ZM217 131H216V134H217ZM234 130L232 129L230 131V134H232L231 132H233ZM248 131V130H247ZM246 131V132H247ZM252 131V130H251ZM262 131H261V134H262ZM4 132V131H3ZM30 132V131H29ZM55 132V131H54ZM59 132V133H60ZM76 132V131H75ZM93 132H94V129H93ZM193 132V131H192ZM198 132V130H197ZM195 131V133H191L189 134V136L184 135V138L182 139L181 137H179L178 135V138H176L177 136H175L174 138L176 139H180L181 138V141L179 142L181 148L183 147V145H188L189 148H190V145L194 142H201V133L203 132L202 131H199L197 133ZM221 132V134H222ZM243 132V131H242ZM257 132V131H256ZM8 133V132H7ZM7 133L5 135H7ZM20 133V132H19ZM23 133H24V130H23ZM28 133V132H27ZM31 133V132H30ZM34 134V132H32ZM41 133V132H40ZM43 133V132H42ZM41 133V134H42ZM45 133V132H44ZM56 133V132H55ZM63 133H68V132H64ZM74 133V132H73ZM79 133V131H78ZM95 133V132H94ZM105 133H109V132H105ZM104 133V134H105ZM128 133V132H126ZM188 133V132H187ZM211 134V132H209ZM245 133V132H244ZM1 134V133H0ZM3 134V133H2ZM40 134V135H41ZM52 133H50L49 137L51 136ZM58 134V133H57ZM81 134V133H80ZM98 134V133H97ZM114 134V133H112ZM169 134V133H168ZM184 134V133H183ZM215 134V135H216ZM220 134V135H221ZM229 134V133H228ZM228 134H225V135H228ZM229 134V135H230ZM258 134V133H256ZM10 135V134H9ZM29 135V134H28ZM48 135V134H47ZM47 135H44L43 134V137L47 136ZM54 135V134H53ZM56 135V134H55ZM69 135V134H67ZM66 135V137H67ZM78 135V134H76ZM83 135V134H82ZM118 135V134H117ZM116 135L115 138H118ZM128 135V134H127ZM125 134V136H127ZM158 135V134H157ZM166 136L165 137H168L167 134H165ZM171 135V134H170ZM173 135V134H172ZM171 135V136H172ZM209 135V134H207ZM215 135H212L215 137ZM219 135V134H218ZM246 135V134H245ZM1 136V135H0ZM11 136V135H10ZM31 137H34V135H30ZM35 136L37 137L38 135L35 134ZM80 136V135H79ZM85 136V135H84ZM97 135H95V138H96ZM102 136H105V135H102ZM113 136V135H112ZM111 136V137H112ZM119 136V135H118ZM145 135V137L143 136L142 138L147 140ZM160 136V135H158ZM158 136H155L158 137ZM161 136L164 137V135L161 134ZM224 136V134L222 135V137ZM263 136V135H262ZM261 136V137H262ZM13 137V136H12ZM26 137V136H25ZM41 137V136H40ZM44 137V138H45ZM63 137V135H62ZM65 137V138H66ZM71 137V136H70ZM92 137V136H91ZM90 137V139H88L89 141L92 139ZM98 137V136H97ZM132 137V136H131ZM153 136H151L152 138ZM161 137V138H163ZM164 137V138H165ZM209 136H207L208 138ZM217 137V136H216ZM215 137V138H216ZM227 137V136H226ZM229 137V136H228ZM232 138V136H230ZM260 137V135L258 136ZM2 138V137H1ZM51 138V137H50ZM58 138V137H57ZM72 138V137H71ZM74 138V136H73ZM72 138V139H73ZM84 138V137H82ZM81 138V140H82ZM95 138L93 137V140H95ZM101 138V137H100ZM105 138H110L109 136ZM114 136H113V139H115ZM121 138V137H120ZM128 138V137H127ZM126 138V139H127ZM134 138V136H133ZM132 138V139H133ZM142 138L140 139V141L142 140ZM150 138V136H149ZM172 138V139H174ZM204 140L205 139V136L203 137ZM214 138V139H215ZM225 138V137H223ZM264 138V136H263ZM12 142H10V145L8 148L5 147L4 150H1L0 149V166H4L5 163L9 160V157L10 155L12 154V151L14 150V148L17 146V145H21L22 144L18 141H15V138H11ZM38 139V137H37ZM41 139V138H39ZM43 139V138H42ZM77 139L79 140L80 137ZM104 139V138H103ZM102 139V140H103ZM119 139V138H118ZM125 139V140H126ZM153 139V138H152ZM156 139H160V137L156 138ZM167 139V138H166ZM168 139L170 140V136L168 137ZM209 139V138H208ZM207 139V140H208ZM213 139V138H211ZM210 139V140H211ZM8 140V138L6 139ZM33 140V139H32ZM46 140V138L44 139ZM50 140V139H48ZM60 140V138H59ZM67 140V138H66ZM76 140V138H75ZM73 140V141H75ZM87 140V138H86ZM106 140V139H105ZM111 140V138H110ZM117 140V139H116ZM122 140V139H121ZM151 140V139H150ZM148 140V141H150ZM154 140V139H153ZM201 143H203V141ZM218 141V139H216ZM262 140V139H261ZM4 141V140H3ZM10 141V140H9ZM23 141V140H22ZM55 141V140H54ZM57 141V140H56ZM62 142V140H60ZM68 141V140H67ZM77 141V140H76ZM83 141V140H82ZM81 141V142H82ZM89 141H87L89 143ZM96 141V140H95ZM107 141V140H106ZM105 141V142H106ZM123 141V140H122ZM134 141V140H133ZM131 141V142H133ZM144 141V140H142ZM157 141V140H156ZM154 140V142H156ZM159 140V143L161 144V142L164 143V140L161 141ZM167 141V140H165ZM214 141V140H213ZM261 142L260 140H257V143L259 144V142ZM37 142V140H36ZM43 142V141H42ZM45 142H48V141H45ZM44 142V143H45ZM51 143L53 141H50ZM60 142V143H61ZM70 142V141H69ZM68 142V143H69ZM94 143V141H92ZM101 142V141H100ZM130 140H129V143H131ZM137 142V141H135ZM135 142L133 144H135ZM168 142V141H167ZM23 143V142H22ZM55 143V142H54ZM52 144V145H55V146H59L58 145V142H57V145L56 144ZM71 143V142H70ZM74 143V142H73ZM77 143V142H76ZM92 143V145H93ZM99 143V142H97ZM123 143V142H122ZM126 143V141H125ZM128 143V144H129ZM138 143V142H137ZM141 143V142H140ZM158 143V141H157ZM210 143V142H209ZM231 143V142H230ZM229 143V144H230ZM263 143V141H262ZM261 143V145H263ZM6 145V142L4 143ZM61 144H65V143H61ZM60 144V145H61ZM84 144V143H82ZM155 144V143H154ZM154 144H151V142L149 143H142L140 147H145L143 148L144 151H148L150 150V148L146 149V146L147 147H150V146H154ZM166 143L165 145L168 146L170 144ZM178 144V145H179ZM256 144V143H255ZM40 145H41V141H40ZM49 145H51L49 143ZM67 145V144H66ZM90 145V144H89ZM88 145V146H89ZM96 145V143H95ZM99 145V144H98ZM127 145V143H126ZM137 148V144H135ZM134 145V146H135ZM164 145V146H165ZM172 145V143H171ZM170 145V147H171ZM176 145V144H174ZM173 145V146H174ZM197 145V144H196ZM207 145V144H206ZM227 145V144H226ZM251 148L253 147V144H251ZM261 145L259 144V146L261 147ZM42 146V145H41ZM41 146H40V149H41ZM70 146V145H69ZM130 146V145H128ZM156 146V147H155ZM154 148H157V150H153V152L155 153V155H161V154H156V153H165L167 151H171V150H167L166 148L164 149L162 145H156L155 144ZM194 146V144H193ZM46 147V146H45ZM71 147V146H70ZM76 147V146H75ZM80 147V146H79ZM84 147V146H83ZM86 147V145H85ZM91 147V146H90ZM178 147V146H176ZM199 147V146H198ZM225 147V146H224ZM250 147V146H249ZM254 147H257V144L254 145ZM38 148V147H37ZM47 148H48V145H47ZM50 148V147H49ZM53 149V147H51ZM56 148V147H55ZM59 148V147H58ZM65 148V146H64ZM72 148V147H71ZM78 148V147H77ZM82 148V147H80ZM100 147H98V150H99ZM130 148V147H129ZM128 148V150H130ZM151 148V149H152ZM168 148V147H167ZM186 149V147H184ZM183 148V149H184ZM192 148V147H191ZM194 148V147H193ZM196 148V147H195ZM195 148L193 149L195 151ZM204 148V147H203ZM202 148V150H203ZM218 148V147H217ZM263 148V146H262ZM25 151H26V148H24ZM29 149V148H28ZM39 149V150H40ZM46 149V148H45ZM57 149V148H56ZM75 149V148H74ZM72 148V150H74ZM85 149V148H84ZM97 149V148H96ZM103 149V148H102ZM169 149V148H168ZM172 149V148H171ZM174 149V148H173ZM178 149V148H177ZM180 149V148H179ZM178 149V150H179ZM197 149V148H196ZM205 149V148H204ZM208 149V148H207ZM206 149V150H207ZM212 149V148H211ZM230 149V148H229ZM260 150V148H257V150ZM18 150V149H17ZM38 152L39 150L36 149ZM35 150V151H36ZM62 150V149H61ZM60 150V151H61ZM68 150V149H67ZM70 150V149H69ZM76 150V149H75ZM82 150V149H81ZM89 150H92L89 148ZM95 150V149H94ZM96 150V151H98ZM106 150V149H105ZM132 150V148H131ZM142 150V149H141ZM192 150V151H193ZM205 150V152H206ZM209 152H210V149H208ZM217 150V149H216ZM234 150V149H233ZM20 151V150H18ZM42 151V149H41ZM47 151V150H46ZM48 151H50L48 149ZM53 151V150H52ZM56 151V150H55ZM64 151V150H63ZM87 151V150H86ZM102 151V150H100ZM104 151V150H103ZM101 152L102 154H104L105 152ZM175 150H173V153L175 154L174 152ZM181 151H183L181 149ZM181 151H178V152H181ZM193 151V152H194ZM199 151V149H198ZM214 151V150H213ZM212 151V153H213ZM251 151H253L251 149ZM255 151V149H254ZM253 151V152H254ZM255 151V152H256ZM263 151V150H261ZM23 152V151H22ZM34 152V151H33ZM44 152V151H43ZM54 152V151H53ZM66 152V151H65ZM69 151H67L68 153ZM71 152V151H70ZM85 152V151H84ZM82 152V153H84ZM93 152V151H92ZM92 152H90L92 154ZM138 152V150L136 151V153ZM141 152V151H140ZM147 152V153H148ZM201 151H199L200 153ZM258 152V151H257ZM31 153V152H30ZM51 153V151H50ZM49 153V154H50ZM64 153V152H63ZM73 153H78V152H73ZM73 153L71 152V154L73 155ZM89 153V154H90ZM94 153V152H93ZM99 153V155L101 154ZM107 153V154H106ZM105 154L107 155V157H111L110 159L108 160H111L113 159L114 155L112 156L109 152H106ZM133 153V151H132ZM136 153H134L135 156H138L136 155ZM168 153V152H167ZM171 153V152H170ZM177 153V152H176ZM182 153V152H181ZM184 153V152H183ZM183 153L181 155H183ZM202 153V152H201ZM204 153V152H203ZM219 153V152H218ZM221 153V152H220ZM23 154H26L23 152ZM36 154V153H35ZM44 154V153H43ZM47 154V152H46ZM85 154V153H84ZM87 154V152H86ZM98 154V152H97ZM101 154V155H102ZM151 155H147V158L148 156H152V153H150ZM169 154V153H168ZM165 153V155H168ZM173 154V155H174ZM186 154V153H184ZM189 154V153H187ZM186 154V155H187ZM197 154V153H196ZM207 154V153H206ZM210 154V153H209ZM45 155V154H44ZM51 155V154H50ZM52 155H55V154H52ZM60 155V153H59ZM68 154H65V156H67ZM70 155V153H69ZM71 155V156H72ZM101 155L99 157L100 160L101 159ZM133 155V154H132ZM142 155V154H141ZM172 155V154H171ZM178 157H180L179 154H177ZM213 155V154H212ZM18 156V154L16 155V157ZM48 156V155H47ZM46 156V157H47ZM57 156V154L55 155ZM64 156V155H63ZM64 156V157H65ZM104 156V155H103ZM143 156V155H142ZM146 156V155H144ZM163 155H161L160 157H162ZM192 156V154H191ZM190 156V157H191ZM194 158L196 159V156L195 154L193 155ZM199 156V155H198ZM25 157V156H24ZM76 157V156H74ZM83 157V156H82ZM86 157V156H85ZM88 157V155H87ZM91 158V156H89ZM105 157V158H107ZM153 157V156H152ZM159 157V158H160ZM168 157V156H166ZM171 157V156H169ZM189 157V158H190ZM252 157V155H251ZM20 158V157H18ZM36 158V157H35ZM38 158V157H37ZM41 158V157H40ZM44 158V157H42ZM41 158V159H42ZM87 160V162H90L89 159ZM97 158V157H96ZM104 158V157H103ZM104 158V161L107 160ZM129 158V157H128ZM136 158V157H135ZM142 158V157H141ZM174 158V157H173ZM176 158V157H175ZM174 158V160H175ZM182 158V157H181ZM184 158V156H183ZM182 158V159H183ZM205 158V157H204ZM17 159V158H16ZM26 159V158H25ZM34 159V157H33ZM65 159V158H64ZM63 159V160H64ZM71 159H73L71 157ZM87 159V158H86ZM85 159V161H86ZM133 159H134V156H133ZM137 159H139V157H137ZM162 159H166V158H163ZM161 159V160H162ZM168 159V158H167ZM181 159V160H182ZM186 159V158H185ZM188 159V158H187ZM192 158V161L194 162V160ZM249 159V158H248ZM258 159V158H257ZM13 160H14V157H13ZM23 160V159H22ZM32 160V158H31ZM30 160V161H31ZM40 160V159H39ZM45 160V159H44ZM79 160V159H78ZM77 160V161H78ZM82 160V159H81ZM92 160V159H90ZM132 160V159H131ZM149 160V159H148ZM153 160V158L151 159V161ZM156 160V158H155ZM154 160V161H155ZM161 160H157L158 162H156L157 164H159V161H160V164H161ZM169 160V159H168ZM180 160V161H181ZM184 160V159H183ZM190 162H191V158L189 159ZM199 160V159H198ZM206 160V158H205ZM208 160V159H207ZM212 160V159H210ZM263 160V159H261ZM12 161V160H11ZM21 161V160H20ZM34 161V160H33ZM66 161V159H65ZM64 161V162H65ZM69 161V160H68ZM71 161V160H70ZM74 161V160H73ZM72 161V162H73ZM93 161V160H92ZM99 162L98 160H95L94 163H97ZM134 161V160H133ZM139 161V160H138ZM146 161V159L144 160ZM167 160H165L166 162ZM197 161V160H196ZM202 161V159H201ZM244 161V160H243ZM254 161V160H253ZM27 161H25L26 163ZM40 162H43L44 161H40ZM75 162V161H74ZM86 162V163H87ZM102 162V161H101ZM101 162H99L101 164ZM108 162V161H107ZM113 162V160H112ZM132 161H130L129 163H131ZM141 163V161H139ZM138 162V163H139ZM164 162V160L162 161ZM168 162V161H167ZM165 163V166L166 164L169 165V163ZM173 162V161H172ZM171 162V163H172ZM179 162V161H178ZM189 162V161H188ZM186 162V163H188ZM189 162V165H191ZM198 162V161H197ZM204 162V161H202ZM247 162V161H246ZM245 162V163H246ZM21 163V162H19ZM23 163V162H22ZM28 163V162H27ZM31 163H34L31 161ZM30 163V164H31ZM42 163V164H43ZM69 163V162H68ZM98 163V165H99ZM115 163V161H114ZM122 163V162H120ZM139 163V164H140ZM148 162L147 161V165H148ZM152 163V162H151ZM180 163V162H179ZM183 163V162H182ZM185 163V162H184ZM183 163L184 167H185V164ZM205 163V162H204ZM250 163V162H249ZM253 163V162H252ZM74 164V163H73ZM103 164V163H102ZM105 164V165H104ZM102 166L100 165L99 166V169H96V168H93V167H90L87 169V167L83 166L84 169L81 167L80 170L82 169L83 170V174L85 176V178L79 177V182H80V186H83L82 183L84 184V186H88L87 184L85 185L84 182L86 183H89L91 185H96V178H100L102 179L103 181H108L107 178L108 176H111V172H115L114 170H117L119 167L118 164H116L117 166V169L115 167H113V165L110 163V164H107L106 165V161ZM124 164V163H123ZM132 164V163H131ZM130 164V165H131ZM143 164V163H142ZM153 164V163H152ZM155 164V163H154ZM156 164V165H157ZM159 164V165H160ZM14 165V164H13ZM16 165H17V161H16ZM39 165H41L39 163ZM68 165V164H67ZM75 165V164H74ZM73 165V166H74ZM79 164H77V167H78ZM89 165V164H88ZM112 165V166H111ZM126 165V164H125ZM134 165V164H132ZM141 165V164H140ZM163 166V164H161ZM171 165L173 166V164H170V167ZM177 165V164H176ZM175 165V166H176ZM180 165V164H179ZM178 165V166H179ZM182 165V166H183ZM210 165V164H209ZM259 165V164H258ZM262 165V164H261ZM19 166V165H18ZM30 166V165H29ZM69 166H70V163H69ZM123 166V165H122ZM139 166V165H138ZM137 166V167H138ZM145 166V165H144ZM142 165V167H144ZM151 167V165H148V167ZM154 166V165H153ZM188 166V164H187ZM205 166V165H204ZM17 167V166H16ZM26 167V166H24ZM80 167V165H79ZM101 167V168H100ZM133 168V166H131ZM129 167V168H131ZM135 167V166H134ZM141 167V168H142ZM161 167V166H160ZM159 166L158 168L161 169ZM169 166H167V169H168ZM169 169H172L170 168ZM194 167V166H193ZM261 167V166H260ZM7 168V167H6ZM75 168V166H74ZM115 168V169H114ZM121 168V167H120ZM124 168V166L122 167ZM128 168V170H129ZM140 168V167H139ZM147 168V167H146ZM153 168H156V166H154ZM165 168V167H164ZM174 168V167H173ZM177 168V166H176ZM180 168H181V165H180ZM183 168V167H182ZM181 168V169H182ZM186 168V167H185ZM207 168V167H206ZM259 168V167H258ZM18 169V168H17ZM27 169V168H26ZM127 169V167H126ZM125 169V170H126ZM135 169V168H134ZM138 169V168H137ZM151 169V168H149ZM157 169V168H156ZM166 169V168H165ZM178 169V168H177ZM189 169V168H188ZM191 169V168H190ZM196 169V168H195ZM240 169V168H239ZM14 170V169H13ZM24 170V169H22ZM141 170V169H140ZM153 169H151V172H152ZM164 171V169H161ZM173 170V169H172ZM175 170V169H174ZM257 170V169H256ZM256 170H253V171H256ZM75 171V170H74ZM78 171V169H77ZM85 171V173H84ZM135 171V170H134ZM146 171V169H145ZM148 171V170H147ZM188 171V170H187ZM211 171V170H210ZM213 171V170H212ZM80 172V171H78ZM139 172V171H138ZM149 172V173H151ZM158 172V171H157ZM160 172V171H159ZM167 172V171H166ZM174 172V171H173ZM189 172V171H188ZM18 173V172H17ZM23 172H21L22 174ZM143 175H144V172H142ZM141 173V174H142ZM154 173V171L152 172ZM151 173V174H152ZM163 173V172H160V174ZM165 173V172H164ZM171 173V172H169ZM179 173V172H178ZM177 173V175H178ZM181 173V172H180ZM179 173V174H180ZM75 174V172H74ZM78 174V173H77ZM76 174V176H77ZM81 174V172L79 173ZM131 174V173H130ZM145 174H147L145 172ZM159 173H157L158 175ZM262 176L264 177L263 173H261ZM9 175V174H8ZM11 175V174H10ZM24 175V174H23ZM66 175L68 176L69 174L66 173ZM118 175V174H117ZM126 175V174H125ZM150 175V174H149ZM153 175V174H152ZM164 175V174H163ZM166 175V174H165ZM172 176V174H169ZM188 175V174H187ZM209 175V174H208ZM15 176V175H14ZM71 176V175H70ZM75 176V175H74ZM119 176V175H118ZM122 176V175H121ZM132 176V175H131ZM139 176V174H138ZM155 176V175H154ZM180 176V175H179ZM259 176V175H258ZM16 177V176H15ZM22 177V175L20 176ZM73 177V176H72ZM126 177V176H125ZM133 177V176H132ZM140 177V176H139ZM161 177V175H160ZM174 177V176H173ZM6 179L8 177H5ZM11 178V177H10ZM69 178V177H68ZM135 179V177H133ZM179 178V177H178ZM183 178V177H182ZM189 178V177H188ZM187 178V179H188ZM236 178V177H235ZM258 178V177H257ZM1 179V178H0ZM19 179V177L17 178ZM118 179V178H117ZM120 179V178H119ZM123 179V177H122ZM125 179V178H124ZM175 179V177H174ZM180 179V178H179ZM72 180V179H71ZM116 180V178H115ZM127 181V179H125ZM1 181V180H0ZM7 181V180H6ZM9 181V180H8ZM68 181H70V178L68 179ZM73 182L75 180H72ZM84 181V182H83ZM123 181V180H122ZM129 181V179H128ZM143 181V180H142ZM66 182V181H65ZM116 182V181H115ZM119 180L117 181V184H118ZM132 182V181H130ZM171 182H174V181H171ZM224 182V181H223ZM12 183V181H11ZM71 183V182H70ZM75 183V182H74ZM77 183V182H76ZM75 183V184H76ZM121 183V182H120ZM128 183V182H127ZM134 183V182H132ZM131 183V184H132ZM7 184V183H6ZM27 184V183H26ZM138 184V182H137ZM197 184V183H196ZM5 185V184H4ZM10 185V184H9ZM35 185V184H34ZM34 185H32V187H34ZM37 185V184H36ZM43 185V184H42ZM77 185H79L77 183ZM123 185V184H122ZM125 185V184H124ZM128 185V184H127ZM133 185V184H132ZM131 185V186H132ZM169 185V184H168ZM192 185V184H191ZM27 186V185H26ZM24 187V188H27V187ZM38 186V185H37ZM36 186V187H37ZM73 186V184L71 185ZM80 186H78L79 188H81ZM118 186V185H117ZM223 186V185H222ZM232 186V185H231ZM236 186V185H235ZM6 187V185H5ZM31 187V186H30ZM74 187V186H73ZM91 187V186H90ZM89 187V188H90ZM240 187V186H239ZM260 187V186H259ZM2 188V187H0ZM23 188V190H24ZM35 188V187H34ZM71 188V187H70ZM76 188V187H74ZM78 188V189H79ZM85 188V187H84ZM83 188V189H84ZM93 188V187H91ZM127 188V187H126ZM131 188V187H130ZM38 189H41V187L39 188H36L35 192L38 191ZM82 189V188H81ZM82 189V190H83ZM87 189V187H86ZM85 189V190H86ZM2 190V189H0ZM3 190H7V189H3ZM2 190V191H3ZM10 190V189H9ZM8 190V191H9ZM29 190H31L29 188ZM77 190V188H76ZM80 190V189H79ZM28 191V190H27ZM78 191V190H77ZM81 191V190H80ZM87 191V190H86ZM84 191V193L86 192ZM121 191V190H120ZM119 191V192H120ZM123 191V190H122ZM129 191V190H128ZM164 191V190H163ZM25 192V191H24ZM41 191H38L39 194L43 195V192L40 193ZM50 192V191H49ZM235 192V190H234ZM3 193V192H2ZM32 193V192H30ZM34 193V192H33ZM78 193V192H77ZM83 193V194H84ZM116 193V192H115ZM114 193V194H115ZM121 193H125L124 191L121 192ZM46 194V193H45ZM81 194V193H79ZM104 194V193H102ZM101 194V195H102ZM118 194V193H117ZM120 194V193H119ZM122 194V195H123ZM35 195V194H34ZM33 195V196H34ZM40 195V196H41ZM99 195V196H101ZM237 195V194H236ZM36 196V195H35ZM94 196V195H93ZM97 196V195H96ZM105 196V195H104ZM121 196V195H120ZM139 196V195H138ZM136 196V197H138ZM215 196V195H214ZM1 197V196H0ZM4 197V196H3ZM8 197V196H7ZM27 197V196H26ZM25 197V198H26ZM107 197V196H106ZM110 197V196H109ZM218 197V196H217ZM44 198V196H43ZM64 198V197H63ZM94 198V197H93ZM111 198V197H110ZM117 198H118V195H117ZM135 198V197H134ZM208 198V197H207ZM234 198V197H233ZM2 199V198H1ZM121 199V198H120ZM178 199V198H177ZM238 199V198H237ZM22 200V199H21ZM31 200V199H30ZM29 200V201H30ZM46 200V199H45ZM71 200V199H70ZM116 200V199H115ZM114 200V201H115ZM119 200V199H118ZM123 200H125L123 198ZM128 200V199H127ZM138 200V199H136ZM3 201V200H2ZM7 201V200H6ZM26 201H27V198H26ZM43 201V200H42ZM49 201V200H48ZM139 201V200H138ZM5 202V201H4ZM33 202V201H32ZM124 202V201H123ZM18 203V202H17ZM115 203V202H114ZM118 203V202H117ZM125 203H127L125 201ZM34 204V203H33ZM124 204V203H123ZM122 204V205H123ZM132 204V203H131ZM1 202H0V206H1ZM5 205V204H4ZM21 205V203H20ZM115 205V204H114ZM113 205V206H114ZM117 205V204H116ZM121 205V204H120ZM24 206V205H23ZM32 206H35V205H32ZM111 206V207H113ZM118 206V205H117ZM224 206V205H223ZM252 206V205H251ZM31 207V206H30ZM23 208V207H22ZM32 208H35V207H32ZM246 208V207H245ZM244 208V209H245ZM24 209V208H23ZM26 209V208H25ZM102 209V208H101ZM108 209V208H107ZM187 209V208H186ZM231 209V208H230ZM28 210V209H27ZM34 210V209H33ZM36 210V209H35ZM221 210V209H220ZM32 211V210H31ZM38 211V210H37ZM44 211V210H43ZM223 211V210H222ZM4 212V211H3ZM24 212V211H23ZM100 212V211H99ZM97 212V214L99 213ZM102 212V211H101ZM104 212V210H103ZM116 212V211H115ZM126 212V211H125ZM131 212V210H130ZM134 212V211H132ZM185 212V211H184ZM21 213V212H20ZM27 214V212H25ZM39 213V211H38ZM60 213V212H59ZM28 214H31L30 211H28ZM27 214V215H28ZM33 214V213H32ZM102 214V213H101ZM106 214V213H105ZM128 214H132V213H128ZM195 214V213H194ZM198 214V213H197ZM34 215V214H33ZM88 216V215H87ZM12 217V216H11ZM15 217V216H14ZM22 217V216H21ZM24 217V216H23ZM40 217V216H39ZM94 217V216H93ZM138 217V216H137ZM186 217V216H185ZM194 217V216H193ZM25 218V217H24ZM59 218V217H58ZM129 218V217H128ZM195 218V217H194ZM213 218V217H212ZM35 219V218H34ZM204 219V218H203ZM15 220V218L13 219ZM18 220V219H17ZM16 220V221H17ZM129 220V219H128ZM197 220V219H196ZM14 221V222H16ZM19 221V220H18ZM57 221V220H55ZM98 221V220H97ZM198 221V220H197ZM205 221V220H204ZM28 222V221H27ZM37 222V221H36ZM80 222V221H79ZM102 222V221H101ZM12 223L11 222V226H12ZM22 223V222H20ZM53 223V222H52ZM57 223V222H56ZM64 223V221H63ZM66 223V221H65ZM81 223V222H80ZM79 223V224H80ZM23 224V223H22ZM113 224V223H112ZM24 225V224H23ZM22 225V226H23ZM81 225V224H80ZM116 225V224H115ZM114 225V226H115ZM149 225V224H148ZM20 224H17L16 222V225H13V228H12V232H15V231H21L22 230V227ZM86 226V225H84ZM189 226V225H188ZM40 227V226H39ZM117 227V226H116ZM54 228V227H53ZM52 228V229H53ZM24 229V228H23ZM77 229V228H76ZM79 229V228H78ZM10 229H8L9 231ZM39 230V229H38ZM51 230V229H50ZM186 230V229H185ZM53 231V230H52ZM55 231V230H54ZM53 231V232H54ZM79 231V230H78ZM82 231V230H81ZM87 231V230H85ZM90 231V230H89ZM89 231H87L89 233ZM187 231V230H186ZM5 232V231H4ZM74 232H76L74 230ZM80 232V231H79ZM111 232V231H110ZM8 233V232H6ZM6 233H1V234H6ZM17 233V232H16ZM15 233V235H16ZM81 233V232H80ZM92 233V232H91ZM50 234V233H49ZM78 234V233H77ZM76 234V236H77ZM3 235V236H4ZM11 236V233L9 234ZM14 235V234H12ZM55 235V234H54ZM57 235V234H56ZM75 235V234H73ZM79 235V234H78ZM8 236V237H10ZM64 236V235H63ZM62 236V237H63ZM69 236V235H68ZM75 236V238H76ZM2 237V236H1ZM7 237V235H6ZM6 237H2L0 239V247L2 246V248L5 246L6 248L10 246L14 243L12 238L9 239V238H6ZM56 237V236H55ZM70 237V236H69ZM69 237H66L68 239H70ZM85 237V236H84ZM88 237V236H87ZM86 237V238H87ZM74 238V237H73ZM72 238V239H73ZM81 238V237H79ZM78 238V239H79ZM83 238V237H82ZM94 238V237H93ZM97 238V237H96ZM101 238V236H100ZM23 239V237H22ZM58 239V238H57ZM67 239V240H68ZM85 239V238H84ZM19 240V239H18ZM49 240V239H48ZM51 240V239H50ZM56 240V239H55ZM61 240V239H60ZM66 240V239H65ZM66 240V241H67ZM88 241L90 239H87ZM62 241V240H61ZM75 241V239H74ZM82 241V239H81ZM81 241L79 243H81ZM53 241L49 242L48 244L52 243ZM68 242V241H67ZM65 242V243H67ZM71 242V241H70ZM68 242V243H70ZM77 242V240L75 241ZM74 242V243H75ZM86 242V241H85ZM83 242V243H85ZM56 243V242H54ZM60 243V241H59ZM59 243H56V244H59ZM68 243L66 246H68ZM63 244V242H62ZM71 244V243H70ZM69 244V245H70ZM87 244V242H86ZM14 245V244H13ZM16 245V244H15ZM21 245V244H20ZM39 245V244H38ZM60 245V244H59ZM73 245V243H72ZM76 245V244H75ZM83 245V244H81ZM85 245V244H84ZM89 245V244H87ZM103 245V244H102ZM41 246V245H40ZM39 246V247H40ZM61 246V245H60ZM65 246V245H64ZM15 247V246H14ZM21 247V246H20ZM50 247V246H48ZM51 247H53V245H51ZM55 247V246H54ZM53 247V248H54ZM57 247V246H56ZM55 247V248H56ZM73 247V246H72ZM82 247V246H81ZM52 248V249H53ZM54 248V249H55ZM58 248V247H57ZM78 248H79V245H78ZM83 248H86V247H83ZM8 250V249H6ZM18 251V250H17ZM72 251V250H71ZM78 251V250H77ZM2 252V251H1ZM60 252V251H59ZM4 253V252H3ZM1 253L0 254V259H3V254ZM53 253V252H52ZM207 253V252H205ZM17 254V253H16ZM55 254V253H54ZM51 255V253H50ZM6 257V256H5ZM219 257V256H218ZM8 258V257H7ZM56 258V257H55ZM63 258V256H62ZM209 258V257H208ZM68 259V258H67ZM58 260V259H57ZM79 260V259H78ZM142 261V260H141Z\"/></svg>", "mask_w": 264, "mask_h": 264}, {"label": "water", "instance_id": "95a60500", "mask_svg": "<svg viewBox=\"0 0 264 264\" xmlns=\"http://www.w3.org/2000/svg\"><path fill=\"white\" fill-rule=\"evenodd\" d=\"M259 70H263V71H264V67L262 66V68H260ZM261 75H262V74H261ZM261 75H260V76H261Z\"/></svg>", "mask_w": 264, "mask_h": 264}]
</instances>
